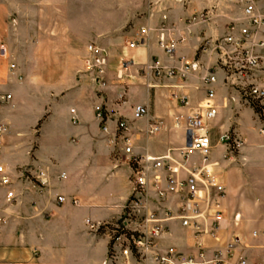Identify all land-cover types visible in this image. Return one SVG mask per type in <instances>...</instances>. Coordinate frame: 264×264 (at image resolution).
Wrapping results in <instances>:
<instances>
[{
	"label": "crops",
	"instance_id": "obj_1",
	"mask_svg": "<svg viewBox=\"0 0 264 264\" xmlns=\"http://www.w3.org/2000/svg\"><path fill=\"white\" fill-rule=\"evenodd\" d=\"M259 4L264 6V0ZM19 8L18 3L10 7L0 1V39L9 50L6 57H0V94L13 92L6 86L13 85L11 80L17 74L16 69L10 70L16 41L33 47L36 43L29 31L24 40L18 27L7 19L9 11ZM58 9L73 12L68 19L73 39L94 42L107 50V86H97L83 72L84 45L75 66L63 65L49 72L58 79L51 80L50 95L37 104L36 115L16 114L15 103L11 114L0 107V118L7 126L0 138V164L15 181L18 194L16 201L8 204L0 186V216L5 218L0 222V264H104L109 228L132 189L130 155L116 136L117 123L126 120L129 124L132 154L170 153L180 162L186 144L185 117L206 97L201 70L168 77L156 75L148 66L152 62L180 66V58L198 60L208 67L216 64L217 54L202 52L201 41L222 36L232 20L243 16L240 0H72ZM200 11L207 12L208 19L188 24L187 18ZM162 23L171 28L169 35L176 40L173 57L158 44ZM146 26L150 28L146 43L130 45ZM47 41L48 49H43L41 56L59 58L60 52L51 43L57 41ZM34 53L30 57L36 58ZM217 75L212 85L217 114L208 122L212 143L208 162H216L212 167L225 193L219 238L204 237L203 242L221 246L231 234H238L243 240L240 251L249 262L264 264V220L261 228H251L255 221L246 217L249 200H264L259 195L249 197L245 189L254 187L245 181L254 166H264V121L252 107L239 103L234 94L228 95L223 73L219 70ZM96 103L104 108L102 122L95 117ZM135 104H145L148 114L133 118ZM104 124L108 132L102 130ZM224 131L242 140L238 151L229 154L217 143ZM200 164L201 155L191 152L188 167ZM39 167L46 168L48 174L42 192L28 172ZM59 194L65 197L63 202L56 200ZM169 228L170 233L161 240L163 247L175 245L184 252L194 251L190 232L178 220L170 221ZM253 231L259 235L254 237ZM129 264L156 263L131 260Z\"/></svg>",
	"mask_w": 264,
	"mask_h": 264
},
{
	"label": "built area",
	"instance_id": "obj_2",
	"mask_svg": "<svg viewBox=\"0 0 264 264\" xmlns=\"http://www.w3.org/2000/svg\"><path fill=\"white\" fill-rule=\"evenodd\" d=\"M243 16L230 22L222 36L205 37L200 44L202 52L215 53L216 64L205 66L198 60H182L180 66H162L152 62L148 67L156 75L164 73L168 77H184L190 71L201 70V80L206 89L204 102L185 117V127L190 142L181 149L182 160L175 162L170 153L162 155L132 154L129 124L126 120L117 123L116 136L124 144V151L130 155L132 167L130 196L123 205L122 212L110 228V240L104 264H129L131 260L152 261L156 264H263L249 262L242 251L243 240L238 234H231L221 246H207L204 237L218 239L223 210L221 199L224 187L213 169L216 164L208 162L212 143L208 132V122L217 114L214 104L215 91L212 85L218 80V71L223 73L224 83L231 82L240 91L242 102L249 106L259 104L264 115V6L259 0H240ZM207 12L200 11L187 18L188 24L205 22ZM149 27H141L140 33L130 41V45L146 43ZM171 28L164 23L158 28V44L165 53L173 57L176 40L169 35ZM9 54L6 43L0 39V57ZM83 72L99 87L107 86L106 71L108 52L96 43L85 46L82 57ZM13 65L10 66L13 69ZM10 95H0V101ZM74 112V109L71 110ZM95 117L104 121L101 103L94 105ZM148 114L145 104H135L132 117L140 118ZM7 126L0 118V138ZM108 132L107 125L102 127ZM261 131H264L263 129ZM217 143L232 154L242 145V140L234 133H219ZM191 152L201 155V164L188 167ZM33 175V184L39 192L48 183L47 169L39 167L28 170ZM62 175V174H61ZM15 181L6 168L0 164V186L5 190L8 204L16 201L18 194ZM171 200L168 204V200ZM63 202L65 197L57 195ZM75 202V200H72ZM1 202V198H0ZM178 220L181 227L188 230L193 238L192 252H184L175 245L162 246V238L170 233L169 222ZM0 222L5 218L0 216ZM89 223V221H88ZM91 227L94 224L90 223ZM264 234V231H262ZM257 237L259 233L253 231Z\"/></svg>",
	"mask_w": 264,
	"mask_h": 264
},
{
	"label": "rangeland",
	"instance_id": "obj_3",
	"mask_svg": "<svg viewBox=\"0 0 264 264\" xmlns=\"http://www.w3.org/2000/svg\"><path fill=\"white\" fill-rule=\"evenodd\" d=\"M0 1L10 7L15 3L19 4V10L9 11L7 19L13 27H18L19 34L22 35L24 40H26L28 31L32 33L31 37L36 39L35 47H33L32 43H19L16 41V48L13 52L14 54L11 53L14 67L13 69L10 68V70L13 72L16 69L17 74L13 75V79L11 80L13 85L6 86L13 92H5V87L1 88L5 94L0 95H10L11 93L12 96L11 98L0 101V107L7 109L8 114H11V104L15 103V108L18 109H15L16 111L14 110L16 114L19 113L24 116L32 117L36 115L37 110L40 109V107H37V104H42L44 98L50 95L48 86L51 80L56 81L55 79H58V76L50 75L49 72L56 70L63 65L68 66V68L75 66V64L79 62V52L81 48L88 43L94 42H88L85 44V42L81 43L79 39H73V28L70 27L68 20L71 18L69 13L73 15V12L65 10L59 11L58 9V6L70 3L72 0ZM31 8H34V10H31ZM30 24L34 26H30ZM32 27L36 29L35 32H32ZM52 38L53 41H57L51 43L55 44L57 47L58 52H60V57L44 58L41 56L42 50L45 48L48 49L47 40ZM44 41L46 42L44 43ZM33 51L37 56L36 58L30 57ZM66 54L67 56H65ZM223 84L226 87V93L228 95L234 94L239 103L248 105L242 102L243 100L240 91L235 88V85L233 86L229 81H226L225 83L223 81ZM239 148L240 147L235 151H238ZM243 166L244 163H242V167ZM250 173L251 177L248 178L249 180L245 179V181L252 182V186L254 187H249L248 189L245 188L247 190V195L249 197L259 195L262 200H264V166L258 164L257 166H254ZM248 205H250V207L247 209L246 217L255 221V224H253L251 228H261V221L264 220V201H259L256 198L255 200H249Z\"/></svg>",
	"mask_w": 264,
	"mask_h": 264
},
{
	"label": "trees",
	"instance_id": "obj_4",
	"mask_svg": "<svg viewBox=\"0 0 264 264\" xmlns=\"http://www.w3.org/2000/svg\"><path fill=\"white\" fill-rule=\"evenodd\" d=\"M259 115V117L264 121V115L261 113V106L259 104L250 106Z\"/></svg>",
	"mask_w": 264,
	"mask_h": 264
},
{
	"label": "water",
	"instance_id": "obj_5",
	"mask_svg": "<svg viewBox=\"0 0 264 264\" xmlns=\"http://www.w3.org/2000/svg\"><path fill=\"white\" fill-rule=\"evenodd\" d=\"M190 142V137H189V132L186 134V144H189Z\"/></svg>",
	"mask_w": 264,
	"mask_h": 264
}]
</instances>
